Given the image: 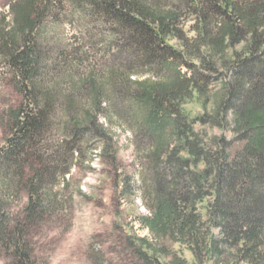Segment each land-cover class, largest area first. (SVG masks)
<instances>
[{
	"label": "trees",
	"instance_id": "trees-1",
	"mask_svg": "<svg viewBox=\"0 0 264 264\" xmlns=\"http://www.w3.org/2000/svg\"><path fill=\"white\" fill-rule=\"evenodd\" d=\"M165 1H169L168 7H163L162 0H85L92 16H104L118 27L122 40L132 50L127 65L155 66L170 75L167 80L139 81L133 74L120 76L115 68L100 83L90 78L85 84L92 91L91 108L111 123L113 114L108 109L113 96H102L104 87L109 86L113 90L135 91L133 100L146 112L141 127L149 142L144 162L155 175L150 188L142 190L141 195L150 213L144 218L147 228L188 245L195 256L220 257V250L228 248L246 264H264V0L254 9L241 8L233 0H208V14L197 8L195 0ZM190 5L197 8L190 15L195 16L193 29L199 37L191 45L179 24L182 12ZM11 8L12 25L8 31H0V56L15 71L16 87L24 103L10 111L11 133L0 148V258L7 259L6 264H37L30 234L41 223L58 218L71 203L63 190L55 187L68 184L66 177L80 149L72 140L58 145L49 157L42 154L40 144L57 96L52 94V88L40 87L35 81L39 56L28 46L27 39L50 7L46 1L23 0ZM209 13L224 18L216 32L218 37L209 36L208 27L213 24ZM168 38L182 43L185 65H190L188 61H205L202 47L208 50L207 56L209 52L216 56L238 38L247 41L250 57L238 62L240 69L245 66L240 73H233L241 77L235 95L243 102L235 113L248 133L244 150L236 159L231 160L224 148L214 150L201 144L192 126L184 122L180 102L197 86L177 72L175 66L179 64L174 57L178 54L168 45ZM67 103V110L73 111L75 105L70 100ZM90 118L91 112L87 111L73 120L77 135L83 133L78 127L90 124ZM99 150L106 152L105 146ZM201 164V171L193 169ZM24 198L27 200L21 213H14V206ZM207 198L208 220L203 222L197 205ZM212 228L219 230V239L210 236ZM199 230L208 238L193 242Z\"/></svg>",
	"mask_w": 264,
	"mask_h": 264
},
{
	"label": "rangeland",
	"instance_id": "rangeland-1",
	"mask_svg": "<svg viewBox=\"0 0 264 264\" xmlns=\"http://www.w3.org/2000/svg\"><path fill=\"white\" fill-rule=\"evenodd\" d=\"M21 1L0 0V31L9 30L13 22L11 7ZM41 1H46L50 8L27 44L39 56L35 81L40 87L52 88V94L57 96L51 106L50 125L40 144L42 154L49 157L61 143L75 140L80 155H76L78 159L73 161L72 171L66 177L68 184L54 186L55 190H63L71 203L58 218L41 223L30 234L37 264H177L179 261L246 264L235 250L223 247L220 257L195 256L188 245L169 236H159L146 227L144 218L150 213L144 208L141 195L155 180L153 171L144 162L149 142L141 127L146 112L133 100L135 91L113 90L109 86L104 87L102 96H113L114 101L108 109L109 114H113L111 123L91 108L89 94L92 91L85 84L90 78L100 83L115 68L120 76L133 74L132 77L139 81L167 80L169 73L155 66L130 63L128 66L132 50L122 40L118 27L104 16H92L85 0L80 4L78 0ZM233 1L241 8L254 9L262 0ZM162 2L163 7L169 6V1ZM195 3L208 14V0H195ZM197 8L190 5L185 9L179 23L189 45L199 38L193 29L195 16L190 15ZM209 16L213 19L208 27L209 36L218 37L216 32L224 18L211 13ZM214 22H217L216 27ZM243 33L239 36L243 37ZM245 41L238 38L224 53L211 56L209 52V57L208 50L202 47L205 61H188L190 65H185L187 59L181 56L182 43L174 38L167 41L178 54L174 57L179 64L175 66L177 72L192 79L197 86L180 102L184 122L192 126L201 144L214 150L226 149L231 160L240 156L248 140V133L235 113V109L243 106L235 95L241 77L233 75L234 70L240 73L245 67L240 69L238 62L250 57L251 51L246 49ZM21 43L23 45L22 40ZM204 43L201 40L200 44ZM69 100L75 105L73 111L67 110ZM23 103L24 97L16 87L15 71L0 56V148L11 133L10 111L19 109ZM87 111L91 112L90 124L78 127L83 133L77 135L73 120L83 117ZM101 146L106 148L103 154L99 152ZM193 169L201 171L203 165ZM26 200L14 206V213H21ZM209 202L207 198L197 205L203 222L208 220ZM211 235L219 239V230L212 228ZM207 238L208 234L199 230L192 241ZM262 250L264 253V247ZM6 263L7 259L0 258V264Z\"/></svg>",
	"mask_w": 264,
	"mask_h": 264
}]
</instances>
